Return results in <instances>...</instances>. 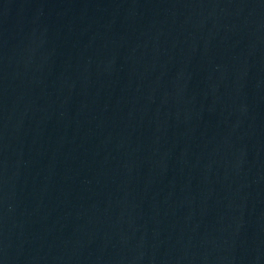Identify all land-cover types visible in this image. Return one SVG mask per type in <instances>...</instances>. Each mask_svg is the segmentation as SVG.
<instances>
[{
	"label": "water",
	"instance_id": "water-1",
	"mask_svg": "<svg viewBox=\"0 0 264 264\" xmlns=\"http://www.w3.org/2000/svg\"><path fill=\"white\" fill-rule=\"evenodd\" d=\"M0 264H264V0H0Z\"/></svg>",
	"mask_w": 264,
	"mask_h": 264
}]
</instances>
